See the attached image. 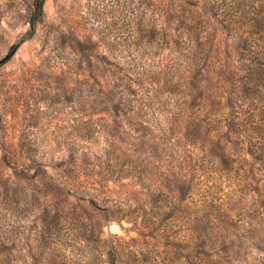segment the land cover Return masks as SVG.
Returning a JSON list of instances; mask_svg holds the SVG:
<instances>
[{
    "label": "rangeland",
    "instance_id": "374dc122",
    "mask_svg": "<svg viewBox=\"0 0 264 264\" xmlns=\"http://www.w3.org/2000/svg\"><path fill=\"white\" fill-rule=\"evenodd\" d=\"M189 1L0 0V264H264L259 30Z\"/></svg>",
    "mask_w": 264,
    "mask_h": 264
},
{
    "label": "trees",
    "instance_id": "16d2710c",
    "mask_svg": "<svg viewBox=\"0 0 264 264\" xmlns=\"http://www.w3.org/2000/svg\"><path fill=\"white\" fill-rule=\"evenodd\" d=\"M184 1L189 5H195L197 2H191L189 0ZM247 1L248 0H206V4L210 15L216 17L219 16V20L221 22L220 26L224 30V34L227 35L234 31V25L242 27L241 18H243V15L241 13L243 10L241 8L244 6L248 8V14L243 24L259 30V35L252 32V34H255L256 36L248 34L247 38H244L243 41L245 42V45L248 43L253 47L259 48V71L254 73L257 74V76L259 75V112H264V0H250L255 1L256 4L255 2L254 4H248ZM42 2L43 0H36L33 15L29 18V22L31 24H33V22L40 16ZM204 12L205 11L200 13V15H204ZM173 19H175V15L172 12L170 19L167 21L173 22ZM216 20L219 21L218 19ZM197 21L203 22L204 20L198 18L196 19V22ZM201 44H206V41L204 40ZM222 49L223 54L226 55L227 48L225 47ZM193 61L194 66L195 60ZM108 85L110 86L108 87ZM131 85L132 82H130L129 78H127V81L121 80V82H119L116 80L114 83L111 82V84L102 83L100 87V101L98 102V104L102 107L101 110L109 115H118L121 113L122 109L130 104L129 96L132 93ZM133 102L136 103V100H133ZM181 103L184 104L185 102ZM226 103L229 107H231L230 100L227 99ZM240 123V120H238L237 124L240 125ZM162 130L163 131L160 133L161 136L164 134V129ZM161 136H157L156 139L161 138ZM261 144H263V146L261 145L259 147V151L264 153V140ZM247 150L249 152H253L250 148ZM88 201L92 202L93 200L89 198Z\"/></svg>",
    "mask_w": 264,
    "mask_h": 264
}]
</instances>
